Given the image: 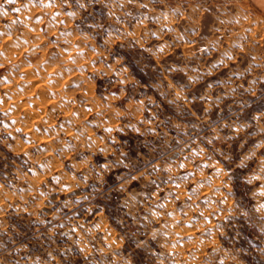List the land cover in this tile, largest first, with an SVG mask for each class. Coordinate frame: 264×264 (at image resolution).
<instances>
[{
	"label": "rangeland",
	"instance_id": "obj_1",
	"mask_svg": "<svg viewBox=\"0 0 264 264\" xmlns=\"http://www.w3.org/2000/svg\"><path fill=\"white\" fill-rule=\"evenodd\" d=\"M222 2L0 0V264H264V17Z\"/></svg>",
	"mask_w": 264,
	"mask_h": 264
},
{
	"label": "crops",
	"instance_id": "obj_2",
	"mask_svg": "<svg viewBox=\"0 0 264 264\" xmlns=\"http://www.w3.org/2000/svg\"><path fill=\"white\" fill-rule=\"evenodd\" d=\"M231 2L234 4L233 6L237 8V11H241V14L244 16L248 15L254 19H263L264 17V0H223L222 4L229 7ZM253 28L256 31L258 29V33H254V40L258 45L257 40L260 41L262 39L261 30L263 29V20L255 21ZM259 45H262V42H260Z\"/></svg>",
	"mask_w": 264,
	"mask_h": 264
},
{
	"label": "snow or ice",
	"instance_id": "obj_3",
	"mask_svg": "<svg viewBox=\"0 0 264 264\" xmlns=\"http://www.w3.org/2000/svg\"><path fill=\"white\" fill-rule=\"evenodd\" d=\"M12 2H13V0H9V3H12ZM30 2H32V3L34 4V6H35L36 0H30ZM129 2L131 3L132 0H129ZM41 6H43V7H48V6H50V4H47V5H45V4H41ZM77 6H78V7H82V5H79V4H77ZM17 11H18V10H17ZM3 14H6V13H3ZM68 15H69V16H74L75 14H74V13H68ZM14 23H16V21H14ZM2 35H4V33H0V36H2ZM61 35L63 36V35H65V33H61ZM0 102H2V101H0ZM13 123H14V122H13ZM18 131H19V130H18ZM35 131H36L37 133H39L41 130H40L39 128H36ZM45 151H47V149H44V148H38V149H37V152H45ZM40 167H41V169H43L44 167H46V165L42 164V165H40ZM180 167L182 168L183 165L181 164ZM166 171H171V169H167ZM33 174H34V173H33ZM190 175H191V174H189V175H183V176L178 177L176 180L163 181V183H172L175 187L178 188V187L180 186L179 182L187 181V180L189 179V176H190ZM217 175H219V173H217ZM56 179H58V178H56ZM178 181H179V182H178ZM153 183H155V181H153ZM156 187L159 188L160 185L157 184ZM195 192H196V189H193L192 192L190 193V197H191L192 195H195ZM260 195H264V193H260ZM205 202L207 203V201H205ZM158 207L163 208V207H164V204H159ZM261 207L264 208V205H261ZM169 215L171 216L172 214L169 213ZM201 215H203V213H201ZM190 226H191V225H189V227H190ZM165 227H167V225H165ZM173 246H175V245H173Z\"/></svg>",
	"mask_w": 264,
	"mask_h": 264
},
{
	"label": "bare ground",
	"instance_id": "obj_4",
	"mask_svg": "<svg viewBox=\"0 0 264 264\" xmlns=\"http://www.w3.org/2000/svg\"><path fill=\"white\" fill-rule=\"evenodd\" d=\"M88 111V110H87Z\"/></svg>",
	"mask_w": 264,
	"mask_h": 264
}]
</instances>
